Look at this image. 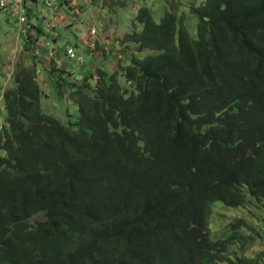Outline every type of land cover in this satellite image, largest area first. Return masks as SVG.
Listing matches in <instances>:
<instances>
[{
	"label": "trees",
	"instance_id": "16d2710c",
	"mask_svg": "<svg viewBox=\"0 0 264 264\" xmlns=\"http://www.w3.org/2000/svg\"><path fill=\"white\" fill-rule=\"evenodd\" d=\"M156 1L161 19L139 6L122 38L136 53L93 87L68 84L74 122L41 104L57 52L50 68L17 62L1 96L0 264H264L245 218L215 238L210 223L217 202L264 203V0Z\"/></svg>",
	"mask_w": 264,
	"mask_h": 264
},
{
	"label": "rangeland",
	"instance_id": "374dc122",
	"mask_svg": "<svg viewBox=\"0 0 264 264\" xmlns=\"http://www.w3.org/2000/svg\"><path fill=\"white\" fill-rule=\"evenodd\" d=\"M48 2V0H45ZM62 0H50L51 8L53 12H56L63 16L64 21L61 30L53 31L51 23L49 26L45 25L44 31L38 35V40L40 43L49 42L51 46H39L35 48V51L24 52L20 51L13 53L9 56L10 49L9 43L5 39V30L7 29L5 18L0 17V121L4 122L6 118L4 103L2 99V90L7 89L12 84L11 77L13 76L16 70V64H12L10 61L16 55L19 59L28 58L25 61H19L21 63L18 68L23 66L31 65L29 60L30 55L42 56L41 59H44L43 62H46L45 65H48L50 68V56H48L50 49H53L55 54V62L57 65V70L55 73H52L50 70L41 69L39 67V73L41 74L38 82L42 84L45 91V97L41 102L42 108L45 112L51 113L52 115L58 117L62 122H67L70 120L74 122L77 117V106L72 103H68V96L61 98L58 96V91L64 88L63 91L69 92L68 84L74 82L73 78L77 80L74 82L75 85L80 86L85 77H89L90 74H93V79L90 80V85L93 87V84L98 78L97 69L109 70V67L113 66L112 63H116L119 59L124 58L125 55H132L136 53V45L128 43V46L124 45L123 39L128 33L132 32L131 21L134 19L135 13L139 6H147L153 12L155 21H159L163 14V3L158 1L151 0H76V7L73 8L70 4V0L62 2ZM184 1V0H182ZM192 1V0H189ZM54 3V5H52ZM159 3V4H158ZM28 8H30L29 15L32 18H35L38 14H41V9L45 8L46 5L44 0H39V2H29ZM77 12H76V11ZM4 16H9L7 12ZM53 23H56L53 21ZM36 24L42 26L43 20L41 17L36 20ZM94 26L97 30V35L92 38L86 37V32L90 27ZM59 26L58 28H60ZM57 28V29H58ZM191 30H194L192 27ZM115 34L118 36L117 41L113 40ZM53 37H58L56 41H53ZM84 40V41H83ZM92 43V49L89 45L85 44ZM115 45L116 48L113 46ZM66 46L72 47L77 56L82 58V64L76 59H67L64 56V48ZM24 48L31 47V43H26L23 45ZM118 48V49H117ZM138 50V49H137ZM120 51V52H119ZM50 52V53H51ZM47 54V55H46ZM138 54V53H137ZM149 54V52L138 54V58H142L144 55ZM46 55V56H44ZM105 57H103V56ZM122 56V57H120ZM5 58V60H4ZM9 59V60H8ZM127 60H124L126 63ZM3 65L7 70L6 73L3 72ZM43 65V64H42ZM109 65V66H108ZM114 67L113 69H115ZM67 70V71H65ZM50 73L52 76L48 80L46 73ZM67 72L72 73L73 75H68L67 78L65 74ZM5 73V74H4ZM62 77V80H59L56 83V77ZM43 78V79H42ZM70 78V80L68 79ZM62 82V83H61ZM60 88H56V86ZM65 83V84H64ZM68 103V104H67ZM68 110V111H67ZM70 115V117H68ZM253 203L249 204L248 208H228L223 203L217 202L213 204V214L210 220L213 237H220L224 232L228 230V223L235 221L237 218H245L250 224L254 225V230L245 228L242 230L243 233L248 235H253L252 245L249 246L247 253L248 254H264V203L259 204L255 200ZM34 219H42L41 215L35 217ZM33 219V220H34ZM215 238V237H214Z\"/></svg>",
	"mask_w": 264,
	"mask_h": 264
},
{
	"label": "built area",
	"instance_id": "2783aa9c",
	"mask_svg": "<svg viewBox=\"0 0 264 264\" xmlns=\"http://www.w3.org/2000/svg\"><path fill=\"white\" fill-rule=\"evenodd\" d=\"M29 2L37 3L39 0H0V11H6L10 15V22L12 18H15L16 29L18 28V31L22 32V34H24L23 27L28 22L27 17L30 16V8L27 6ZM44 3L46 7L41 9V14L38 16V18H42L43 24L49 26V23H51V27H59L63 24V16L52 11L50 0L48 2L44 0ZM53 21L56 23H53ZM96 35L97 30L94 26L90 27L86 32L87 38H92ZM65 56L69 59H76L82 62V58L77 56L76 51L71 47L66 48Z\"/></svg>",
	"mask_w": 264,
	"mask_h": 264
},
{
	"label": "clouds",
	"instance_id": "9594fccd",
	"mask_svg": "<svg viewBox=\"0 0 264 264\" xmlns=\"http://www.w3.org/2000/svg\"><path fill=\"white\" fill-rule=\"evenodd\" d=\"M70 1L72 2V1H76V0H70ZM52 5H54V3H52ZM76 6L77 5H73V8H75ZM0 12L3 13L2 16L5 18V23H6L7 27H8V29H9V31H11V33L14 35V39L16 41L20 42L19 46H15L12 49V53H17V52L23 51V49H25L23 47V41H27V43H30L33 37L35 38V41H38L39 30H37L36 28H37V26H40V25L36 24V20H38L39 14L35 18H32L30 16L27 17L28 18V22L24 25V27H23L24 34H22V32L18 31V28L16 29L15 18H12L11 22H10V15L9 16H4L6 11H0ZM85 44L91 46V49H92V43H87L86 40H85ZM67 47L68 46L65 47V50H66ZM52 54H54V53H52ZM65 71H67V70H65ZM68 103H71L69 101V99H68Z\"/></svg>",
	"mask_w": 264,
	"mask_h": 264
},
{
	"label": "crops",
	"instance_id": "0c3cea01",
	"mask_svg": "<svg viewBox=\"0 0 264 264\" xmlns=\"http://www.w3.org/2000/svg\"><path fill=\"white\" fill-rule=\"evenodd\" d=\"M70 4L72 5V7H73V5H76V1H70ZM2 12H0V17H2ZM7 26V25H6ZM37 30H40L41 29V26H37V28H36ZM4 34H5V39H6V41H7V43H9L10 45H9V49H10V53L9 54H7V55H9V56H11L12 55V57H13V53H12V49L15 47V46H19L20 45V42L19 41H16L15 39H14V35L11 33V31H9V29H8V27H7V29L5 30V32H4ZM87 37V36H86ZM84 41V40H83ZM31 44L33 45V47H34V49H33V51H35L36 49L35 48H38V45L40 46H45V44H43V43H40L39 41H35V38L33 37L32 38V40H31ZM50 54H52V53H49V55ZM17 56L15 55L14 56V58H16ZM121 57V56H120ZM14 58L10 61L11 63L13 62V60H14ZM18 58V57H17ZM19 59V58H18ZM9 60V59H8ZM48 77H49V75H48ZM41 79V78H40ZM43 79V78H42Z\"/></svg>",
	"mask_w": 264,
	"mask_h": 264
},
{
	"label": "bare ground",
	"instance_id": "6f19581e",
	"mask_svg": "<svg viewBox=\"0 0 264 264\" xmlns=\"http://www.w3.org/2000/svg\"><path fill=\"white\" fill-rule=\"evenodd\" d=\"M39 34H40V31H39ZM37 42V41H36ZM93 46V45H92ZM33 51V50H32ZM50 55H53V54H50ZM66 57V56H65ZM67 58V57H66ZM67 59H69V58H67ZM17 62H18V60H17V58H14V60H13V62H12V64L14 65V64H16L17 65ZM47 74V76L49 75V77H48V80H50V77L52 76L50 73H46ZM76 81V80H75ZM62 83V82H61ZM60 83H59V88H60ZM63 88V87H62ZM64 89V88H63Z\"/></svg>",
	"mask_w": 264,
	"mask_h": 264
}]
</instances>
